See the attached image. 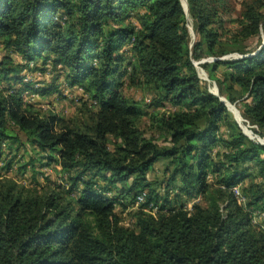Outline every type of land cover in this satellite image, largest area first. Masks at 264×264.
Listing matches in <instances>:
<instances>
[{
    "label": "trees",
    "instance_id": "1",
    "mask_svg": "<svg viewBox=\"0 0 264 264\" xmlns=\"http://www.w3.org/2000/svg\"><path fill=\"white\" fill-rule=\"evenodd\" d=\"M186 1L201 36L192 46L197 59L203 44L214 52L209 11L222 0ZM186 22L181 0H0L6 49L25 65L49 61L85 94L65 118L24 101L23 92L40 91L36 87L0 91V142L14 143L15 131L23 133L49 152L69 183L67 189H43L0 178V264H264V228L251 214L264 211V146L248 140L219 99L200 90ZM237 23L243 41L264 36V0L245 3ZM234 51L249 55L211 65H225L218 82L227 98L245 96L244 118L264 133V44ZM24 67L6 55L0 78L20 80ZM123 79L130 87L153 89L156 104L176 107L149 116L153 128L169 134L167 145L144 136L143 112L122 92ZM158 160L171 167L175 187L188 198L197 192L200 203L191 210L167 203L155 212L139 206L134 226H124L117 207L123 212L132 206ZM247 170L262 180L242 186L249 211L231 191L244 183ZM130 180L117 196L107 195ZM130 194V202L120 201Z\"/></svg>",
    "mask_w": 264,
    "mask_h": 264
},
{
    "label": "rangeland",
    "instance_id": "2",
    "mask_svg": "<svg viewBox=\"0 0 264 264\" xmlns=\"http://www.w3.org/2000/svg\"><path fill=\"white\" fill-rule=\"evenodd\" d=\"M248 1L250 2V0H222L219 5L213 7V9L209 11L210 14L214 13V15L211 16L214 21L209 26V28L216 33V43L213 48L214 52L210 53L207 46L203 44L201 47L202 52H195L196 54H200V57L197 59L194 58L192 46L195 42L201 41V36L196 29V20L188 13L187 1L181 0V4L187 17L185 26L188 34L187 41L191 50L190 58L196 72L200 90L205 94L217 97L224 105L226 114L237 124L239 131L251 142L262 145L258 139L261 141L264 140V133L259 132L256 126L250 124L244 118L241 111V102L245 96L238 98L239 95L236 94L237 98L234 101L229 100L226 96V91L223 89L224 87L218 82L223 78L224 71L227 68H225V65L221 64L216 69H213L211 65L214 61H229L249 55H240L236 53L234 51L236 46H243L244 50L254 51L257 47L264 44L263 35H260L259 39L254 37L243 41V39H241L242 33L237 30V21L241 17L244 4ZM121 51L124 57L128 54L126 47H123ZM6 55L10 56L14 63L26 67L19 73L20 80H17V77L14 76L8 79L0 78V91H6L8 89L7 91H9V93L13 91L16 92L25 84L36 87L40 91L30 93L29 90H25L23 92L22 96L24 101L31 104L34 108L41 110L42 113L49 112L65 118L72 116L77 107H79L81 101L85 99L83 90L77 85H70L64 77V72L57 67L54 69L49 61L44 65H40V61L35 62V64L30 63L29 65H25L27 62L22 59V56L11 49L7 50L4 41H0V61ZM126 63L127 60H124L123 64ZM123 66L125 67V65ZM228 70L231 69L229 68ZM128 84L129 83L123 79L121 89L127 98L138 103L143 112L139 127L144 133V136L146 138H152L159 145H167L169 134L163 130L153 128L152 123L149 121V116L154 111L161 114L166 111H174L176 107L170 106V104L166 102L156 104L154 101L156 93L149 87H130ZM236 117H239V120H237ZM15 132L17 140L14 143H12L11 140L0 142V178L6 176L24 186L39 185V188L44 187L43 189H47L52 186V184H59L67 189L69 183L66 182V175L60 172V167L55 161H49V152L31 145L27 142L26 136L23 133L19 131ZM220 132L223 137L228 136L229 133L227 128L220 130ZM220 147L222 146L217 145L214 149H216V151H223ZM8 163L10 165L7 167ZM252 165L253 164H250L248 167H253ZM171 173L172 169L168 166L167 161L158 160L153 164L145 176L147 186L139 195L140 200L136 198L132 206H128L123 212H120L119 207H117V211L121 216V223L124 226H134L135 218L133 212L139 208V206L146 212H155L159 209L160 205L163 206V204L167 203L170 204L171 207H179L183 203L187 210H191L193 204L200 203L199 201H201V199L197 192L194 197L188 198L185 192L179 191V189L175 187V181L170 180ZM246 173L248 177L244 180V183L237 184L232 188H238L237 190H239L240 194L234 191L236 195L238 194V198L234 197L238 204H244L245 210L249 211L252 209L246 206V198L242 194V186H246L250 180L256 182V184H261L262 180L259 176L253 175L255 171L251 173L250 170H247ZM210 177L211 176H209L208 180L214 181V178L212 179V177ZM98 182L101 186L106 185L103 179L99 177ZM130 184L131 180L124 186L117 185L118 189H113L110 193H107V195L117 196L122 190L127 189ZM255 189L256 188H252V190ZM194 192L195 190L191 189V193ZM241 195L244 198L243 203H241ZM132 196L133 195L130 194L127 198H119L120 201L128 203L131 201ZM147 196L151 200L149 203H146ZM164 208H170V206ZM251 214L253 222L257 224L260 229L264 228V211L258 212L253 210Z\"/></svg>",
    "mask_w": 264,
    "mask_h": 264
},
{
    "label": "built area",
    "instance_id": "3",
    "mask_svg": "<svg viewBox=\"0 0 264 264\" xmlns=\"http://www.w3.org/2000/svg\"><path fill=\"white\" fill-rule=\"evenodd\" d=\"M234 189H236V190H234ZM237 189H238V188H232V190H231L236 198H238L237 195L240 194L239 190H237ZM234 191H237L238 194L236 195ZM137 198L140 200L139 196H138ZM241 198H242L241 203H243V202H244V198L242 197V195H241ZM138 199H137V200H138Z\"/></svg>",
    "mask_w": 264,
    "mask_h": 264
},
{
    "label": "bare ground",
    "instance_id": "4",
    "mask_svg": "<svg viewBox=\"0 0 264 264\" xmlns=\"http://www.w3.org/2000/svg\"><path fill=\"white\" fill-rule=\"evenodd\" d=\"M236 118H237V117H236ZM237 120H239V117L237 118ZM247 134H248V133H247ZM248 135H249V134H248ZM258 141H261V140H260V139H258ZM262 141L264 142V140H262ZM262 141H261V142H262Z\"/></svg>",
    "mask_w": 264,
    "mask_h": 264
},
{
    "label": "water",
    "instance_id": "5",
    "mask_svg": "<svg viewBox=\"0 0 264 264\" xmlns=\"http://www.w3.org/2000/svg\"><path fill=\"white\" fill-rule=\"evenodd\" d=\"M260 143H261L262 145H264V142H261V141H260Z\"/></svg>",
    "mask_w": 264,
    "mask_h": 264
}]
</instances>
